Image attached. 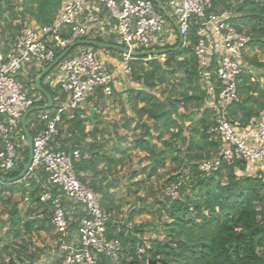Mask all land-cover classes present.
Wrapping results in <instances>:
<instances>
[{
	"label": "trees",
	"instance_id": "trees-1",
	"mask_svg": "<svg viewBox=\"0 0 264 264\" xmlns=\"http://www.w3.org/2000/svg\"><path fill=\"white\" fill-rule=\"evenodd\" d=\"M61 1L0 0L1 33H8L10 38L6 42L10 43L21 27L14 23L17 18L23 24H50L59 11ZM151 1L160 10L155 0ZM159 1L165 7L162 0ZM238 1L211 0L210 11L233 10L228 21L249 35L248 47L251 50L264 53V0ZM232 2L238 3L234 6ZM89 39L118 45L112 38L95 36ZM199 40L197 25H194L188 31L184 46L167 48L165 45L163 49L166 51L162 54L151 55L150 58L149 55L137 56L129 61L131 78L125 89V98L132 115L122 125L131 131L130 147L122 145L117 137H104L107 131L98 128L97 113L90 120L76 108L71 114H63L58 124L60 149L79 150V157L73 161L75 174L83 184L101 195L100 205L108 215L106 235L120 242L119 257L123 264H264V173L248 174L245 166L238 162L232 166L223 165L210 174L201 173L197 168V162L214 156L221 143V139L211 138L207 134L214 114L212 109L204 106L206 92L197 76L193 50ZM92 49L95 52L102 50L96 46ZM107 51L122 56L119 50ZM135 51L143 49L137 48ZM60 53L58 50L55 57ZM243 58L255 67H264V63L257 61L255 56L249 58L244 54ZM46 65L36 72L32 68L28 70L30 89L41 97L35 105L46 103L45 96L37 92L39 90L34 85L36 77ZM52 70L40 82L53 101L48 110H53L65 97L58 86L53 87L45 82ZM251 77L248 72L240 75L238 89L241 101L228 106L229 117L244 123L264 111V89L258 81H251ZM159 86H163L161 95L153 92ZM94 97L93 106L97 108L104 96L97 90L87 100ZM56 99H59L57 103ZM32 113L26 118V126L34 137L44 123L40 121L31 126L29 116ZM86 122L93 126L91 130L87 129ZM143 122L147 124L149 132ZM119 127L114 125L115 136ZM154 138L161 144L153 141ZM104 143L108 145L107 148ZM181 146H186V149L182 150ZM130 148L143 151L149 158L151 169L147 171V178L154 176L167 160L176 162L178 166L183 165L185 169V173L171 174L167 179L165 188L177 185V196L172 198L165 195L164 188L161 198L157 199L160 206L154 210L158 217L167 215L170 220L151 227L163 237L153 239L150 246L143 244L149 223L135 221L149 207L132 205L124 215H119V205L111 200L110 186L114 179L108 178L112 174L118 175V166L124 163L127 149ZM19 153L22 159L17 170L8 173L0 171L1 175L12 177L22 170L28 157L27 145L20 148ZM102 160L106 161L107 168L102 169L100 174L97 167ZM38 175L42 178L40 183L27 175L17 182H0V187H4L7 194L5 202L11 201L14 192L25 194L26 200L23 213L16 203H11L7 210L8 218L1 225V228H7L10 239H20L18 244L11 242L17 246L14 249L16 259L12 252H8V243L0 246V258L5 253L10 256L3 264H62L63 253L59 245L56 254L48 261L40 262L41 250L38 247L29 249L30 241L25 239V236L33 233L53 231L48 204L40 201L46 173L40 169ZM135 175V171L129 173L130 177ZM26 182L28 186H25ZM134 184L136 189L141 187L139 182ZM136 199L143 201L142 197ZM76 226L77 220L71 219L70 227ZM141 248L142 252L139 251ZM98 264L109 263L101 256Z\"/></svg>",
	"mask_w": 264,
	"mask_h": 264
},
{
	"label": "built area",
	"instance_id": "built-area-1",
	"mask_svg": "<svg viewBox=\"0 0 264 264\" xmlns=\"http://www.w3.org/2000/svg\"><path fill=\"white\" fill-rule=\"evenodd\" d=\"M167 4L176 23L178 46L186 44L189 29L197 25L200 40L193 50L196 71L206 92L204 106L214 114L207 134L221 139L214 156L197 162L198 170L210 174L223 165L238 162L248 174L264 173V111L247 123L231 119L228 113L230 104L241 101L238 83L240 75L248 72L243 55L249 35L228 21L229 11H210L211 0H167ZM14 23L21 26L19 31L7 49H0L2 173L17 170L22 159L19 149L27 145L21 116L41 99L38 93L26 90L19 78L22 71L34 65L42 68L55 58L58 50L62 52L75 41L94 36H113L119 46L129 51L163 49L164 38L172 30L169 20L151 0H62L50 24H23L20 18ZM132 58L130 53H122L118 68L123 78H131ZM115 72L91 46H75L46 77L49 85L58 86L65 94L64 99L53 110H43L32 120L31 126L41 121L44 127L32 137V161L27 176L40 183L38 171L46 173L40 201L48 204L51 211L50 222L63 253L62 264H98L101 256L109 264H123L120 242L106 235L108 215L100 205L101 195L75 174L73 161L79 157V150L60 149L58 128L63 114H71L97 90L104 97L112 96L118 81ZM164 194L175 198L177 185L165 188ZM65 202L76 209L75 215L69 214ZM71 219L77 220L76 228L70 227Z\"/></svg>",
	"mask_w": 264,
	"mask_h": 264
},
{
	"label": "rangeland",
	"instance_id": "rangeland-1",
	"mask_svg": "<svg viewBox=\"0 0 264 264\" xmlns=\"http://www.w3.org/2000/svg\"><path fill=\"white\" fill-rule=\"evenodd\" d=\"M241 1V0H240ZM238 1V2H240ZM165 7L170 11V8L168 7L167 0H162ZM238 2H232V5H236ZM230 13H234L233 10H231ZM169 24L171 26V33L166 34L165 40H166V47L167 48H176L178 46V37L174 34L175 32V26L171 21H169ZM4 25V24H3ZM1 29H3V26H0V42L3 41L5 44L6 41L10 40L8 33L2 34ZM103 51L107 49H102ZM101 50V51H102ZM246 56L249 58L255 56L257 61H260L264 63V53L260 50H251L249 47L247 48L245 52ZM119 60H122V56H118ZM163 57V56H162ZM246 67L248 73H250L253 77H251V81H258L260 86L264 89V67H255L253 64L246 61ZM47 79H45L46 82ZM129 80L127 78H124L122 81V87H125L129 84ZM21 81L25 84L26 90L29 92H35L30 89V80L21 79ZM136 87H139L137 85ZM163 86H159L154 89L153 92L160 95L163 94L162 92ZM40 92V91H37ZM36 93V92H35ZM117 93V92H115ZM113 94L110 97H104L101 103L107 105L117 104V110L106 109L104 112L101 111L100 119L101 122L98 124V128L107 131L104 133V137H117L122 145L125 147H130L131 140H132V134L131 131L128 129L127 126H123L122 124L125 123V120L127 117L131 116V110L129 109V103L125 100V105L128 108L129 112H125L121 110L122 102H124L122 99L117 97V94ZM122 101V102H121ZM85 102V101H84ZM83 102V103H84ZM118 102V103H117ZM101 104V105H102ZM120 104V105H119ZM104 106V105H102ZM106 106L104 108H106ZM98 110V107H97ZM104 110V109H103ZM40 114V111H33V113L29 116V121H32L33 118H37V116ZM86 115H84L85 117ZM120 125V127L117 129V135H114V125ZM65 126V125H64ZM133 126V124H131ZM86 127L88 130L92 129V125L88 122H86ZM66 128V126H65ZM64 128V129H65ZM137 133L139 130L136 131ZM168 134L165 133V137H167ZM64 137V133H63ZM158 145L161 143L157 141L156 138L153 139ZM28 147V146H27ZM104 147L107 148L108 145L104 143ZM182 150L186 149V146H181ZM127 156L124 159V163L118 166V169L120 170L118 175L112 174L108 179H114V184L110 186L111 191V200L119 205V215H124V213L127 211L129 206L135 205L138 207L139 205H147V210L143 212L141 215H138L135 218V221L137 223H149V230L146 231L145 236L143 238L146 246H150V242L153 239L159 238L162 239L163 235L156 231L155 229H152L151 227L159 226L162 222L169 221V217L167 215L162 216V218L158 217V213L156 210L159 208V204L157 202L158 198H161V195L163 193V189L166 187L167 179L171 174L176 173H185V169L183 168V165H177L176 162H172L170 160H167L165 162L164 167L157 170V173L152 176L151 178H147V171L151 169L150 166V160L147 157V155L143 151L135 150V149H127L126 152ZM107 168V163L105 160H102L97 169L102 173V169ZM131 171H135L137 175L134 177H130L129 173ZM8 173V172H7ZM135 182H139L140 188L136 189ZM105 183V182H104ZM108 184V183H107ZM111 184V182H110ZM25 186H28V183L26 182ZM6 192L4 187H0V246H2L5 243L9 244L8 252H12L13 256L16 252V245L12 244L11 242L15 241V243H19L20 239L14 240L10 239V236L6 233L7 228L3 227L1 228V225L5 219L8 218V209L11 207V203H16L18 208L23 213L25 211L26 207V200H25V194H21L20 192H14L12 195L11 201L5 202L6 199ZM2 196V197H1ZM142 197L143 201H139L136 198ZM6 204V205H5ZM118 216V215H117ZM27 240L30 241L28 247L29 249H34L38 247L41 250V253L39 255V261H48L49 258L53 256V254H56L57 250V241L55 237L54 230L51 232H39V233H33L30 236H25ZM15 249V250H14ZM10 256L5 253L3 254L2 258H0V264L6 263ZM16 259V257L14 256Z\"/></svg>",
	"mask_w": 264,
	"mask_h": 264
},
{
	"label": "water",
	"instance_id": "water-1",
	"mask_svg": "<svg viewBox=\"0 0 264 264\" xmlns=\"http://www.w3.org/2000/svg\"><path fill=\"white\" fill-rule=\"evenodd\" d=\"M156 5L158 6V8L161 10V12L166 16V18L171 21L173 23V25L176 28V23L173 19V17L169 14V12L167 11V9L161 4V2L159 0H155ZM78 45H84V46H96L99 47L101 49H113V50H119L121 53L126 54V53H130L133 57H137V56H144V55H157V54H162L166 51V49H150V50H143V51H129V49H127L124 46H119L116 44H112V43H107V42H98V41H94L91 39H80L75 41L73 44L69 45L65 50H63L58 56H56L48 65H46L42 71L40 72V74L36 77L35 79V87L37 90H39L46 98V103L43 105H33L31 107H29L28 109H26L24 111V113L21 116V127L23 130V133L26 137V141H27V146H28V157H27V161L25 162L22 170L15 176L12 177H5L3 175L0 174V182L3 183H13V182H17L20 181L21 179H23L27 173H28V169L31 165V161H32V144H33V139L32 136L29 132V130L27 129L26 126V118L28 116L29 113L33 112V111H43L46 109H49L52 105H53V101L51 98V95L41 87L40 82L41 79L52 69L55 67V65L75 46ZM95 109L92 108L89 115H88V119L92 120L93 115H94ZM143 125L145 126L146 131L149 132V128L147 126V124L145 122H143Z\"/></svg>",
	"mask_w": 264,
	"mask_h": 264
},
{
	"label": "crops",
	"instance_id": "crops-1",
	"mask_svg": "<svg viewBox=\"0 0 264 264\" xmlns=\"http://www.w3.org/2000/svg\"><path fill=\"white\" fill-rule=\"evenodd\" d=\"M175 34V33H174ZM176 35V34H175ZM91 36H94V33H92L91 34ZM95 37V36H94ZM103 38H105V39H107V38H112L113 40H115L114 39V37L113 36H109V35H107V36H105V37H103ZM9 44L10 43H4L3 41H1L0 42V49H6V48H8V46H9ZM97 53V55L99 56V58H101L102 59V61H104L105 62V64L107 65V67H109V68H112V69H115V75H117V77H118V81L116 82V89H115V92H117V93H115V94H117V97L118 98H120V99H122L124 102H122V107H121V110H123V111H125V112H129V110H128V108L126 107V105H125V89L127 88V86H125V87H122V81L124 80V78L122 77V73H121V69L120 68H118V66H119V55L117 54V53H115V52H111V51H107V50H105V51H101V50H99V51H97L96 52ZM41 68V66L40 65H34L33 67H32V70H34V72H36L37 70H39ZM19 78L20 79H26V80H29V78H28V71H22L21 73H20V75H19ZM120 80H122V81H120ZM96 99H95V97L93 98V99H91V100H86L84 103H82L80 106H79V109H80V111H81V113H82V115L84 116V115H86L87 117H88V115H89V113H90V111H91V109L92 108H94L95 109V112H94V114L95 113H97L98 114V116L96 117V121H97V123L98 124H100V122H101V119H100V112L101 111H105L106 109H110V111L111 112H113L112 110H117L116 108H117V104H112V105H107L106 106V104H102V103H100V104H98V110H97V108H95L94 106H93V103H94V101H95ZM103 100V99H102ZM59 101V99H56V103ZM118 103V102H117ZM104 105V106H102V105ZM120 105V104H119ZM106 106V108H104ZM104 109V110H103ZM100 113V114H99ZM115 125H117V124H115ZM66 206H67V209H68V211H69V214L70 215H75V213H76V209H74L73 207H71V205L68 203V202H66ZM75 212V213H74Z\"/></svg>",
	"mask_w": 264,
	"mask_h": 264
}]
</instances>
